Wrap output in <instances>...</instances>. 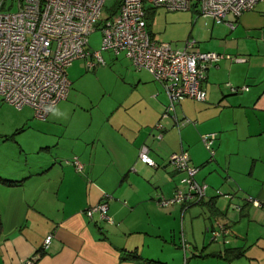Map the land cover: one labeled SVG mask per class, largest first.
<instances>
[{
    "label": "crops",
    "instance_id": "1",
    "mask_svg": "<svg viewBox=\"0 0 264 264\" xmlns=\"http://www.w3.org/2000/svg\"><path fill=\"white\" fill-rule=\"evenodd\" d=\"M255 7L226 17L235 22L233 30L212 22L204 42L196 41L197 51L224 57L204 70L205 101L185 99L176 106L179 127L173 115L163 117L168 97L146 70L135 78L139 103L115 110L134 118L117 120V128L90 139L50 130L59 125V112L51 111V122L37 121L31 107L4 103L17 111L0 125V264H141L124 259L128 252L165 264H205L218 257L230 264L238 251L243 255L236 260L264 264V209L244 201L252 196L264 202V16ZM4 108L0 103V113ZM208 133L217 134L213 159L201 140ZM142 145L155 167L138 159ZM181 151L199 169L195 179L208 186L207 198L160 207V196L171 197L182 186L183 174L169 163ZM62 157L78 158L82 171L72 163L58 165ZM98 158H108L103 168ZM101 202L111 222L84 214ZM216 222L234 233L228 251L221 242L208 243V228ZM189 246L211 256L189 262Z\"/></svg>",
    "mask_w": 264,
    "mask_h": 264
},
{
    "label": "built area",
    "instance_id": "2",
    "mask_svg": "<svg viewBox=\"0 0 264 264\" xmlns=\"http://www.w3.org/2000/svg\"><path fill=\"white\" fill-rule=\"evenodd\" d=\"M5 1L0 0L2 101L18 110L31 107L36 118L46 120L57 103L67 97L70 82L66 69L77 59H89L88 67L102 65L101 50H111L115 54L123 53L137 70H146L162 86L169 102L163 117L173 115L179 127L182 122L174 114L176 106L185 99L205 101L206 91L201 87L204 70L207 65H217L224 56L199 52L193 42H186L178 49L169 43L155 41L147 28V6L169 12L195 9L214 24L225 23L233 30L236 25L226 21L228 15L238 18L264 0H116L105 19L107 0H18L17 9L11 12L2 11ZM98 26L102 32L101 50L90 53L85 47L89 34ZM231 90L238 92L239 88L231 87ZM156 128L161 131L162 123ZM157 138L161 139V135ZM201 140L213 159L217 134H204ZM138 159L148 166H156L146 145L140 147ZM72 163L77 171H82L78 158L74 157ZM169 163L177 173L183 174L182 186L171 197L160 196L157 204L170 207L203 202L208 186L196 181L199 169L190 164L189 155L185 151L173 154ZM226 197L232 199L230 195ZM244 201L264 209V202L252 196H246ZM107 209V204L101 202L86 209L84 214L91 220L97 214L100 219L111 222ZM208 231L212 242H221L224 246H229L234 237L229 227L218 222ZM50 240L49 235L43 249L48 247ZM183 247L186 249L185 242ZM22 264H35V260Z\"/></svg>",
    "mask_w": 264,
    "mask_h": 264
},
{
    "label": "rangeland",
    "instance_id": "3",
    "mask_svg": "<svg viewBox=\"0 0 264 264\" xmlns=\"http://www.w3.org/2000/svg\"><path fill=\"white\" fill-rule=\"evenodd\" d=\"M114 2H116V0H107L103 19L111 14V7ZM17 3L18 0H6L2 11L11 12L16 10ZM259 3L260 4H257L254 10H256L258 14L264 16V8H262L264 7V1ZM147 7L149 8L150 6ZM211 25L212 20L197 14L195 9L191 11L169 12L159 8L155 9L150 19L148 30L155 41L166 42L174 48L181 49L186 42H193L195 45L196 41H199V44H202L204 42V36ZM262 31H264V28H262ZM199 36L202 37L199 38ZM257 36L260 37L261 35ZM88 40V44L85 47L88 52L93 53L94 51L101 50L102 32L100 26L96 27V30L89 34ZM261 52L264 53V44L261 46ZM100 54L104 60V64L102 65L97 64L94 67H88L87 61L89 59H77L66 69V76L70 82L69 91L67 97L59 101L53 108L54 112L60 113L58 115L60 121L58 123L59 125L50 128V130L63 134L65 137L67 136L66 134H69L81 136L84 139H90V137L104 135L106 127L110 132L111 125L117 128V120H122L124 117L127 118L130 116L134 118L135 114L133 113L124 115L122 112L123 114L119 115L115 114V110L121 103H139L138 97L140 91H137L135 82L136 74L139 71L123 53L115 54L111 50H101ZM212 66L217 67V65ZM155 83L161 86L158 82L155 81ZM240 89L241 88H239V90ZM162 91L164 92L163 88ZM0 103L5 105L4 112L0 113V125L2 126L3 120L1 118L10 116L12 111L17 110L10 106H6L7 104H4L6 102L1 99ZM28 109L25 108L24 111H31ZM52 117V114L48 115L46 120L51 122ZM34 118L37 121H42L35 116ZM34 118L32 116V119ZM53 118L55 119L56 117L54 116ZM67 150L68 148L65 151ZM107 160L108 158H98L97 166L103 168ZM72 161L73 159L71 160V158L62 157L57 163L60 166L66 167L69 166L68 164H71ZM207 239L208 243L212 244L209 236ZM212 245L215 246L217 244L213 243ZM201 251L202 250H194L192 246H189L186 258L189 259V262L191 259L193 261L205 260L207 257L209 259L211 254L199 255L204 254V251L200 253ZM180 256L183 259L182 250H180ZM217 259L210 258L206 263L227 264V262L218 261ZM250 262L251 260L248 258H240L237 260L235 258L230 264H250Z\"/></svg>",
    "mask_w": 264,
    "mask_h": 264
},
{
    "label": "trees",
    "instance_id": "4",
    "mask_svg": "<svg viewBox=\"0 0 264 264\" xmlns=\"http://www.w3.org/2000/svg\"><path fill=\"white\" fill-rule=\"evenodd\" d=\"M155 11V8H152V7H149L147 8V16H146V23H147V28H149V25H150V19L151 17L153 16V13ZM195 12L197 14H199L196 10ZM3 182L5 183H13L11 181H7V180H3ZM231 246H228V247H224L226 249V251H228ZM243 255V252L242 251H238L234 254V257L233 258H238L240 256ZM124 259H129V260H132V261H136V262H140L141 264H165V263H160V262H157V261H151V260H144L138 253L136 252H128L124 255Z\"/></svg>",
    "mask_w": 264,
    "mask_h": 264
}]
</instances>
